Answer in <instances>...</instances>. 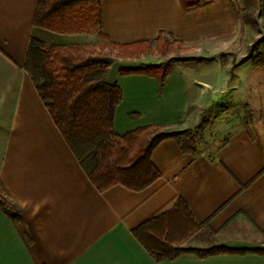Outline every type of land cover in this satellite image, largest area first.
Segmentation results:
<instances>
[{
  "label": "crops",
  "instance_id": "1",
  "mask_svg": "<svg viewBox=\"0 0 264 264\" xmlns=\"http://www.w3.org/2000/svg\"><path fill=\"white\" fill-rule=\"evenodd\" d=\"M37 2L0 0V193L20 219L15 225L0 210V264H264V253L250 252L156 262L132 234L182 200L196 221L207 220L183 247L264 250V69L255 67L260 73L250 88L229 81L220 56L238 54L249 27L234 0H100L98 49L126 55L113 57L106 76L122 93L115 133L158 124L189 132L211 127L205 143L190 142L193 151L173 138L156 145L151 161L159 177L139 191L95 188L24 70L31 35L47 39L34 29ZM160 35L207 59L199 67L214 63L216 79L207 71L188 76L178 62L160 91L153 77L122 75L140 64L129 58L134 48ZM88 37L79 43L98 40Z\"/></svg>",
  "mask_w": 264,
  "mask_h": 264
},
{
  "label": "trees",
  "instance_id": "2",
  "mask_svg": "<svg viewBox=\"0 0 264 264\" xmlns=\"http://www.w3.org/2000/svg\"><path fill=\"white\" fill-rule=\"evenodd\" d=\"M239 1L242 8L236 11L238 18L255 27L258 0ZM261 2L264 4V0ZM190 5L184 9H189ZM34 29L46 34L47 39L31 35L23 68L54 125L98 191L117 184L133 191L148 187L159 177L151 153L164 139H175L182 151L194 150L184 140L188 130H170L163 124L139 127L122 135L115 133L114 113L122 93L117 85L106 81L114 58L107 53L105 46L100 49L97 46L104 38L100 0H38ZM74 34L95 35L98 40L74 43L62 37ZM171 44L176 45L174 41ZM169 48L170 42L160 35L153 42H143L135 47L132 56L145 55L152 50L164 55ZM205 60L176 57L163 63H141L122 68L120 73L153 77L160 91L171 63H201ZM252 64L264 69V51L252 58ZM130 116L135 118L137 115ZM0 210L15 225L20 221L14 205L1 193ZM204 227H207V220L196 221L186 203L179 200L172 211L133 229L132 234L156 262L171 261L183 253H194L199 257L222 253H264L258 249L220 246L208 249L183 247L190 235Z\"/></svg>",
  "mask_w": 264,
  "mask_h": 264
},
{
  "label": "rangeland",
  "instance_id": "3",
  "mask_svg": "<svg viewBox=\"0 0 264 264\" xmlns=\"http://www.w3.org/2000/svg\"><path fill=\"white\" fill-rule=\"evenodd\" d=\"M234 4L238 7V10L242 8V4L239 0H234ZM256 26L252 27H246L245 30H242V33L240 37L243 39L241 43H239L238 46V54H231V59H226V56H220L222 59V64L227 65L226 71L228 72L229 81H233L234 84L236 83L237 86H239L242 89L250 88L253 86L254 77H256L257 74H259V70L255 69V67L252 64V58L257 56L260 52L264 51V4H262L261 0H258V7L256 9ZM90 37L88 36H80V37H72L69 39V41L74 43L84 42V41H90ZM166 40V39H165ZM167 42H169L167 40ZM108 53V52H107ZM109 54L112 57L120 58L121 60L126 57V55H121L122 52L119 53V50L116 51V53L109 52ZM209 55V56H208ZM200 57L199 54H193L189 53L186 50H181L178 45H173L170 42V48L169 51H167L164 55L156 53L154 50L151 52H148L145 54V56H130L129 58H132V61H136L141 64H152L155 61H160L161 63L166 62L170 58H176V57ZM202 56V54H201ZM203 56L206 57H212L211 54H205ZM128 57V55H127ZM210 60V59H208ZM211 61V60H210ZM208 62V61H206ZM180 64H176V67L178 66L179 69L184 70L186 74L188 75L191 73H194L196 71H207L210 73H214L213 79H216L215 71L216 66L214 63H206L199 67V65H196L195 62H178ZM236 76H235V74ZM189 76V75H188ZM239 101L243 98V96H238ZM231 96H227V99H225V104L230 100ZM232 99H235V96H232ZM243 102H246L245 100ZM224 103V102H223ZM200 126L197 127V131ZM211 127H204L198 132L191 131L189 132L185 137L184 140L187 141L188 144L193 141L199 142V143H205L206 140H208V136L211 135ZM221 137V136H220ZM219 137V138H220ZM199 232V231H197ZM196 232V233H197ZM193 233L192 235L196 234ZM188 238V240L192 237ZM188 240L186 242H188Z\"/></svg>",
  "mask_w": 264,
  "mask_h": 264
}]
</instances>
